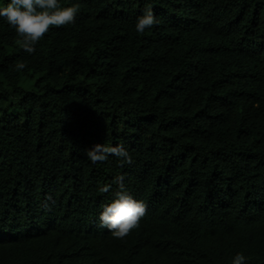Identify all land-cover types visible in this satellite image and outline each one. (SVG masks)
Returning <instances> with one entry per match:
<instances>
[{
	"label": "trees",
	"instance_id": "trees-1",
	"mask_svg": "<svg viewBox=\"0 0 264 264\" xmlns=\"http://www.w3.org/2000/svg\"><path fill=\"white\" fill-rule=\"evenodd\" d=\"M59 2L32 55L0 20V264H264V0ZM117 175L145 204L123 238L96 219Z\"/></svg>",
	"mask_w": 264,
	"mask_h": 264
},
{
	"label": "clouds",
	"instance_id": "clouds-1",
	"mask_svg": "<svg viewBox=\"0 0 264 264\" xmlns=\"http://www.w3.org/2000/svg\"><path fill=\"white\" fill-rule=\"evenodd\" d=\"M78 12V6L73 4L62 7L59 0H0V20L11 28L19 38L17 43L20 49L28 55L36 51L38 41L49 30V27H62L72 24ZM158 23L150 7L142 10L136 17L134 30L142 34L151 30ZM26 67L24 61H17L12 70L22 71ZM85 158L93 165L105 162L109 157H115L119 166L133 163L129 151L121 145L95 144L85 150ZM113 183L116 190L111 200L100 206L96 217L98 226L114 238H123L130 230L136 228L145 214V204L134 199L125 189L123 177L117 175ZM109 185H103L98 191L103 193L109 190ZM247 257L236 252L230 264H245Z\"/></svg>",
	"mask_w": 264,
	"mask_h": 264
},
{
	"label": "rangeland",
	"instance_id": "rangeland-1",
	"mask_svg": "<svg viewBox=\"0 0 264 264\" xmlns=\"http://www.w3.org/2000/svg\"><path fill=\"white\" fill-rule=\"evenodd\" d=\"M12 114H14V112H11Z\"/></svg>",
	"mask_w": 264,
	"mask_h": 264
}]
</instances>
